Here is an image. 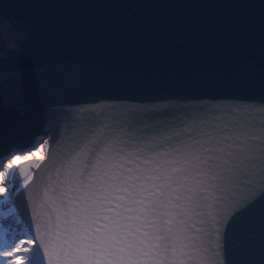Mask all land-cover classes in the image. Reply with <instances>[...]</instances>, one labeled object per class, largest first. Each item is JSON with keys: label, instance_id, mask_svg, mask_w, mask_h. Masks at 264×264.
I'll return each instance as SVG.
<instances>
[{"label": "snow or ice", "instance_id": "1", "mask_svg": "<svg viewBox=\"0 0 264 264\" xmlns=\"http://www.w3.org/2000/svg\"><path fill=\"white\" fill-rule=\"evenodd\" d=\"M21 47L0 37V58ZM177 99L68 108L54 135L0 152V264H229L264 206V98L190 99L179 117ZM119 104L128 118L106 114ZM46 143L32 170L48 177L30 190L17 161H44Z\"/></svg>", "mask_w": 264, "mask_h": 264}, {"label": "water", "instance_id": "2", "mask_svg": "<svg viewBox=\"0 0 264 264\" xmlns=\"http://www.w3.org/2000/svg\"><path fill=\"white\" fill-rule=\"evenodd\" d=\"M0 37L22 46L18 62L0 58V152L54 135L63 110L100 99L175 97L184 108L170 115L179 117L190 99L264 98V0H0ZM16 67L19 87L7 79ZM109 111L128 118L124 104ZM43 154L18 163L22 178L33 176L30 190L48 177L32 170L47 163V143ZM228 260L264 264V206Z\"/></svg>", "mask_w": 264, "mask_h": 264}, {"label": "rangeland", "instance_id": "3", "mask_svg": "<svg viewBox=\"0 0 264 264\" xmlns=\"http://www.w3.org/2000/svg\"><path fill=\"white\" fill-rule=\"evenodd\" d=\"M43 151H44V149H43ZM40 156H41V153H37L35 156H29V158H40ZM20 161H22V160L17 161V163H19Z\"/></svg>", "mask_w": 264, "mask_h": 264}]
</instances>
